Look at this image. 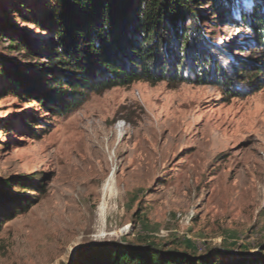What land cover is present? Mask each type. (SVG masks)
<instances>
[{
	"label": "rangeland",
	"instance_id": "374dc122",
	"mask_svg": "<svg viewBox=\"0 0 264 264\" xmlns=\"http://www.w3.org/2000/svg\"><path fill=\"white\" fill-rule=\"evenodd\" d=\"M49 2L0 0L3 67L26 77L48 64L51 33L24 16ZM254 2L233 0L227 13L198 5L200 28L216 46L208 52L226 72L242 61L264 65V46L240 19ZM2 32L25 36L31 49ZM2 74L0 179L31 177L28 187L11 184L28 206L0 220V264H81L79 254L104 243L195 256L220 250L231 259L261 250L264 84L255 89L241 74L229 86L136 79L90 92L60 115ZM110 177L113 190L104 192ZM215 260L223 259L208 264Z\"/></svg>",
	"mask_w": 264,
	"mask_h": 264
},
{
	"label": "trees",
	"instance_id": "16d2710c",
	"mask_svg": "<svg viewBox=\"0 0 264 264\" xmlns=\"http://www.w3.org/2000/svg\"><path fill=\"white\" fill-rule=\"evenodd\" d=\"M49 3L43 11H29L24 16L51 33L46 52L48 64L26 77L18 72L17 66L0 64L3 78L9 73L8 82L15 91L20 89L23 95L42 99L49 113L66 114L81 105L90 92H102L136 79L229 86L232 76L241 74L255 89L264 84V65L252 67L242 61L239 67L232 65L230 73L212 60L208 52V46H216L200 28L198 5L205 3L227 13L233 0H50ZM240 19L249 24L255 41L263 47L264 0H255L251 9L241 11ZM4 33L1 34L10 38L12 46L20 43L23 49H31L25 36ZM259 73L262 78L258 80ZM44 75L48 82H44ZM252 77L256 80L251 81ZM30 177L0 179V220L27 208L26 197L12 191L11 184L15 181L14 185L28 187ZM83 255L81 264H208L216 257L223 260H215L213 264H264V244L251 257L233 259L220 250L195 256L154 244L130 247L118 243L98 244L78 257Z\"/></svg>",
	"mask_w": 264,
	"mask_h": 264
},
{
	"label": "bare ground",
	"instance_id": "6f19581e",
	"mask_svg": "<svg viewBox=\"0 0 264 264\" xmlns=\"http://www.w3.org/2000/svg\"><path fill=\"white\" fill-rule=\"evenodd\" d=\"M112 175V174H111ZM112 181H111V177L110 178H106V181L104 182V185H103V190L102 191H109V192H112L113 190V187H112ZM115 189V188H114ZM104 194V193H103ZM111 195V194H110ZM103 204H101V209H103Z\"/></svg>",
	"mask_w": 264,
	"mask_h": 264
}]
</instances>
